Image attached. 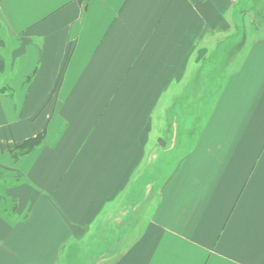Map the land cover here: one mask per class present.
<instances>
[{"label": "crops", "instance_id": "0c3cea01", "mask_svg": "<svg viewBox=\"0 0 264 264\" xmlns=\"http://www.w3.org/2000/svg\"><path fill=\"white\" fill-rule=\"evenodd\" d=\"M216 52L186 135L163 94ZM0 264H264V0H0Z\"/></svg>", "mask_w": 264, "mask_h": 264}, {"label": "rangeland", "instance_id": "374dc122", "mask_svg": "<svg viewBox=\"0 0 264 264\" xmlns=\"http://www.w3.org/2000/svg\"><path fill=\"white\" fill-rule=\"evenodd\" d=\"M239 20H243V16L239 15ZM242 30V28L240 29V31ZM2 35V34H1ZM242 35V32H241ZM230 45V44H229ZM229 45H226L229 46ZM208 61V62H207ZM214 61H220L221 62V54L220 52H216L213 53V55H211L209 57L208 60H205V64L206 69L205 71H203V73L200 74L201 79H198V84L195 88H193L194 90H184L183 85H178L176 87V89L174 91H167L164 92L163 97H162V103L160 106V112H161V116H165V117H169L171 112H170V107H171V103H175L172 106V110L174 112L173 115H177L178 116V123H181L182 128L184 129V126L186 125L184 123V121L186 120L187 122V128L190 126L189 131H186V135H195V127L197 125V123H195V118L200 116L199 114H202L203 117H205V115L207 114L206 111V106L201 107V101H207L210 99V96L214 93H216V90L211 91V90H207L204 91L201 88H205L206 86H210V87H216V81L218 79L222 78V74H221V70L220 68L214 64ZM207 70V71H206ZM8 71V70H7ZM206 72V74H204ZM12 76H9V74H5L4 76L1 75V79L3 81H8V84H10L11 80H12ZM13 86L11 85V88ZM209 88V87H208ZM9 93L13 94L14 92H11L9 90ZM201 93H203V96H201ZM177 103V106H176ZM203 112V113H202ZM164 114V115H163ZM171 118V116H170ZM157 120V119H156ZM184 120V121H183ZM194 120V121H193ZM181 121V122H180ZM193 122V123H191ZM157 123L155 121L154 124V131L152 133V136H156L158 134V127H157ZM192 126V127H191ZM168 128H169V135L166 137H162V145L160 144H156L155 146V152H156V156L155 158L152 159V161L150 162V165L148 166V168L146 169V173H145V177H144V181L142 182L141 185H139L137 188L139 189L138 191H142L143 194L145 195L146 202H145V208H146V212L150 209L151 207V203L153 201L154 198H156L157 196V188L155 189V191L152 188H148L147 185L150 183H153L157 180H164L166 178V175H164V169L167 167L164 165V161L171 162L172 160H174V162H178V159L180 158V156H182V154L180 153V151L177 153L176 157H175V153L177 152L176 150H179L180 144H181V135H182V130L180 129V133L177 137V146L174 148L173 151H171L172 153L169 152V148L170 147H174V143L171 140V124L170 122L168 123ZM162 132V131H161ZM153 137V139H154ZM198 136H195V138H188L186 139L185 137H183V139H186L185 141H187V146H193L194 145V140H196ZM174 140V139H173ZM189 141V142H188ZM154 145V141L152 142V146ZM163 162V163H162ZM161 164V165H159ZM152 190V192H150ZM148 192H150V194H148ZM137 196H140V193H136ZM143 197V196H141Z\"/></svg>", "mask_w": 264, "mask_h": 264}, {"label": "trees", "instance_id": "16d2710c", "mask_svg": "<svg viewBox=\"0 0 264 264\" xmlns=\"http://www.w3.org/2000/svg\"><path fill=\"white\" fill-rule=\"evenodd\" d=\"M41 141H42V136L39 135L36 138L30 139V140L24 142L23 144L18 146V148H21V153L19 155L33 149L34 147L39 145Z\"/></svg>", "mask_w": 264, "mask_h": 264}]
</instances>
